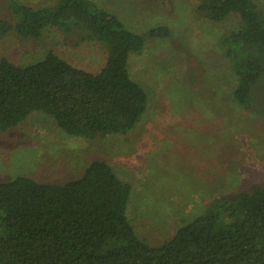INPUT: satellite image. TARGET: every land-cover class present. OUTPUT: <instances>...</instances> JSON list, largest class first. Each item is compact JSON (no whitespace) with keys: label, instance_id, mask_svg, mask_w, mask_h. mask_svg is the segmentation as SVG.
<instances>
[{"label":"trees","instance_id":"trees-1","mask_svg":"<svg viewBox=\"0 0 264 264\" xmlns=\"http://www.w3.org/2000/svg\"><path fill=\"white\" fill-rule=\"evenodd\" d=\"M7 5L13 20L0 18V35L37 39L55 26L98 41L106 57L91 72L53 50L27 64L1 56V130L36 110L88 138L135 126L147 93L129 75V55L140 52L147 37L168 36L169 26L134 31L94 0ZM195 12L216 21L238 16L239 27L221 35L219 47L236 75L234 101L264 117L256 92L264 79V12L254 0H199ZM130 193L131 185L101 158L63 182L22 174L0 181V264H264V180L214 197L160 244L135 233L126 215Z\"/></svg>","mask_w":264,"mask_h":264},{"label":"rangeland","instance_id":"rangeland-1","mask_svg":"<svg viewBox=\"0 0 264 264\" xmlns=\"http://www.w3.org/2000/svg\"><path fill=\"white\" fill-rule=\"evenodd\" d=\"M30 5L56 0H20ZM132 30L167 25L170 34L145 39L130 53L129 75L147 93V106L125 133L88 138L62 130L46 113L33 111L0 129V181L28 175L38 181L77 177L95 158L107 160L131 185L126 215L135 233L160 244L214 197L264 180V117L233 99L236 75L219 47L224 33L239 27L230 14L216 21L195 12L199 0H94ZM264 12V0H254ZM0 18L13 20L7 0ZM53 50L76 67L97 72L105 47L55 26L41 36L0 35V57L27 64ZM264 104V79L257 86Z\"/></svg>","mask_w":264,"mask_h":264}]
</instances>
